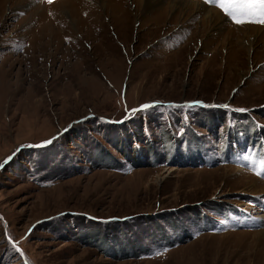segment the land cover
Here are the masks:
<instances>
[{
    "label": "rangeland",
    "instance_id": "rangeland-1",
    "mask_svg": "<svg viewBox=\"0 0 264 264\" xmlns=\"http://www.w3.org/2000/svg\"><path fill=\"white\" fill-rule=\"evenodd\" d=\"M102 1L0 0V264H264V25Z\"/></svg>",
    "mask_w": 264,
    "mask_h": 264
},
{
    "label": "bare ground",
    "instance_id": "bare-ground-1",
    "mask_svg": "<svg viewBox=\"0 0 264 264\" xmlns=\"http://www.w3.org/2000/svg\"><path fill=\"white\" fill-rule=\"evenodd\" d=\"M112 1L113 0L102 1L103 8L105 6L108 7V3H109L111 7H113V6H114V8L116 7L115 9H117L116 10L117 12L121 11L122 10L121 7H120L122 5L121 4V0H119V3L121 4L119 6L114 5L115 3L113 4ZM131 1H132V4L133 3L135 4L134 8L139 10L138 13H140V17H144L145 14H147V12H149V10H151V8L152 9H155V8L157 9L158 7H160L163 4H165V10H164L163 6H162L163 10L162 9L160 10V8H161L160 7L157 10L158 12L155 11L152 15H150V17H145V20L147 21L145 23H152V22L155 23L156 21H159V19L164 17V15H163L164 12L163 11H167V16L169 14L174 15L175 13H178V16L182 17L184 15V13L186 14L185 11H190V10L192 12H195L197 14H200V15L204 16V18H201L202 19L201 23L209 25L212 29L215 28V27H219L220 30H223L224 29V26H223L224 23H227L226 22L227 18L225 17L226 18L225 19L224 17H222L215 10L216 8H214V7L206 8L203 5H200L199 3L188 2L186 0H167L168 3H167L166 0H131ZM189 1H194V0H189ZM98 2H99V0H98ZM208 7H210V6H208ZM136 20H138V18H136ZM148 21H150V22H148ZM243 29H244L243 30L244 33H243V36H242L243 39L239 40L238 42H240L244 46H246L247 52L249 53L250 51H252L254 49V45L256 44L257 39L259 38L258 35H260L261 30L259 31V28L257 29V28H253L251 26H245V28H243ZM215 31H217V30H215ZM262 37H264V35ZM263 46H264V44H263ZM254 222H255V224L259 225L258 221L254 220ZM261 233L262 232H259L258 234H261Z\"/></svg>",
    "mask_w": 264,
    "mask_h": 264
},
{
    "label": "snow or ice",
    "instance_id": "snow-or-ice-1",
    "mask_svg": "<svg viewBox=\"0 0 264 264\" xmlns=\"http://www.w3.org/2000/svg\"><path fill=\"white\" fill-rule=\"evenodd\" d=\"M46 2L48 4H51L53 3V0H46ZM203 3L211 7H216L220 9L222 13L228 18L229 22L234 23L236 25H244L247 23H256V24L264 25V0H203ZM198 104H202V102H190L189 104L183 107H193ZM158 106H160L158 103L141 105L139 108L131 109L130 110L131 115L129 114V110L126 108L125 119H130L138 112H144L149 108L158 107ZM167 107H175V105H168ZM219 107L227 108L228 106L222 105ZM238 111L244 112L246 110L239 109ZM67 130L68 129H66L65 131ZM51 143L52 141L45 142V144H51ZM23 147L25 146L22 145L21 149ZM21 149H17V152L20 151ZM15 154L16 153H13V156H15ZM12 158L13 157H8L3 163H0V168H3L4 165L10 162ZM243 159L245 161H250L253 160V157L245 154ZM261 166H264V162H262V165H254L255 174L259 176H264V171H261Z\"/></svg>",
    "mask_w": 264,
    "mask_h": 264
},
{
    "label": "crops",
    "instance_id": "crops-1",
    "mask_svg": "<svg viewBox=\"0 0 264 264\" xmlns=\"http://www.w3.org/2000/svg\"><path fill=\"white\" fill-rule=\"evenodd\" d=\"M241 218H242V217H241ZM249 218H250L251 223L255 224L253 218H252V217H249ZM247 220H248V218H247ZM246 223H248V221H246ZM255 225H256V224H255ZM252 226L254 227V225H252ZM172 248H173V246H172Z\"/></svg>",
    "mask_w": 264,
    "mask_h": 264
}]
</instances>
